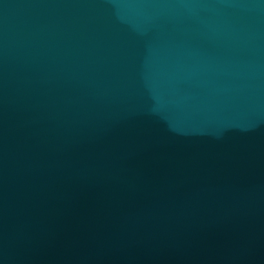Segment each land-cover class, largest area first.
<instances>
[{"label": "water", "instance_id": "1", "mask_svg": "<svg viewBox=\"0 0 264 264\" xmlns=\"http://www.w3.org/2000/svg\"><path fill=\"white\" fill-rule=\"evenodd\" d=\"M0 264H264V0H0Z\"/></svg>", "mask_w": 264, "mask_h": 264}]
</instances>
